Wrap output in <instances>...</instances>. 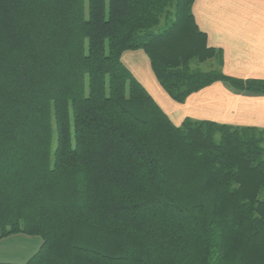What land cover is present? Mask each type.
<instances>
[{"label": "trees", "instance_id": "obj_1", "mask_svg": "<svg viewBox=\"0 0 264 264\" xmlns=\"http://www.w3.org/2000/svg\"><path fill=\"white\" fill-rule=\"evenodd\" d=\"M194 2L0 0V240H43L0 264H264V129L178 126L122 61L144 50L179 103L264 93L223 73Z\"/></svg>", "mask_w": 264, "mask_h": 264}, {"label": "crops", "instance_id": "obj_2", "mask_svg": "<svg viewBox=\"0 0 264 264\" xmlns=\"http://www.w3.org/2000/svg\"><path fill=\"white\" fill-rule=\"evenodd\" d=\"M193 13L198 27L207 35L208 45L223 51L225 75L264 80V0H195ZM122 61L178 126L191 118L264 129V93L239 90L217 81L179 103L156 78L144 50L124 52ZM8 242L0 240V247ZM41 243L19 263L36 254ZM12 253L1 249L0 262L16 261L10 258Z\"/></svg>", "mask_w": 264, "mask_h": 264}, {"label": "rangeland", "instance_id": "obj_3", "mask_svg": "<svg viewBox=\"0 0 264 264\" xmlns=\"http://www.w3.org/2000/svg\"><path fill=\"white\" fill-rule=\"evenodd\" d=\"M215 67H217V65L213 63V61H208L206 63L201 64V68L205 70L215 68ZM5 239L6 240L8 239L9 241L8 244L5 245L4 248L3 246H1L0 248L2 250L3 249L9 250L10 252L12 251L13 253L10 256V258H13V260L15 259L16 261L8 260V261H2V262H15V263L23 262V260L30 254V252H33L35 249H37L38 243L40 241H42L43 243V240L40 236H29L25 234H15Z\"/></svg>", "mask_w": 264, "mask_h": 264}]
</instances>
